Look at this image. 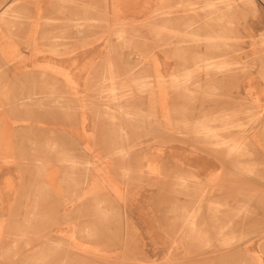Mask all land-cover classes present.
Returning a JSON list of instances; mask_svg holds the SVG:
<instances>
[{
    "label": "rangeland",
    "instance_id": "obj_1",
    "mask_svg": "<svg viewBox=\"0 0 264 264\" xmlns=\"http://www.w3.org/2000/svg\"><path fill=\"white\" fill-rule=\"evenodd\" d=\"M85 2L0 0V264H264V0Z\"/></svg>",
    "mask_w": 264,
    "mask_h": 264
},
{
    "label": "crops",
    "instance_id": "obj_2",
    "mask_svg": "<svg viewBox=\"0 0 264 264\" xmlns=\"http://www.w3.org/2000/svg\"><path fill=\"white\" fill-rule=\"evenodd\" d=\"M108 5H110L111 7L108 8ZM97 7H98V11H97L98 14L106 13L108 15V14H122V13H126L127 14V13H132V12H139L140 10H143V8L145 6H136L135 7L133 5V0H100L99 3L95 2V1L86 0L85 5H84V9L83 10L82 9H78L77 10V14L80 17H84V19L86 20V23L90 22L92 19L95 20V15H91L89 13L90 12L89 10H91V8L95 9ZM121 7H125V8L120 9ZM69 11L71 13H75V11H73L72 9H69ZM99 19H101V18H99ZM87 27L90 28V26H88V25L85 26V28H87ZM67 29L68 28L64 27V26L57 27V26L53 25L52 28L50 27V29H46L47 30L46 37H44V38H40L39 37L38 39H36L37 40V44L39 45L41 43L40 45L44 46L45 50L46 49L50 50V48H49L50 45H53L56 42H62L63 46H76V45H78L79 41H76L74 38H70V37L66 36ZM64 33H65V35H64ZM49 34H50V36L47 37V35H49ZM60 34L63 35V36H60ZM54 35L57 36V37H55ZM110 39H111V43L112 44L116 43L115 42L116 39H113L112 37ZM55 45L57 46V44H55ZM34 51H36V52L38 51L39 52L40 50L38 49V50H34ZM87 52L90 53L91 51L90 52L89 51H85V50L80 51L77 54H73L72 55V59L76 58L77 61H82V59L85 58L86 54H88ZM37 55H39V53ZM23 56H25V55H23ZM30 56H31L30 60L32 62H39V63L40 62H57L59 60L58 59L59 58L58 55L51 56L52 61L51 60L38 61V59H36L34 57L36 55L32 54V53H31ZM23 58H25V57H23ZM32 59H35V60H32ZM63 60L69 62V58L68 57L67 58H63ZM65 69H66V66H63L62 70H65ZM79 76H81V75L80 74L77 75V79H79ZM80 85L81 84L79 83V85H76V86L74 85V86H71V87H63L62 86V87H59V88L58 87H51V88L52 89H56V90H60V89L63 90L64 89L63 93H66V92L67 93H79ZM70 88H73L74 90L71 91V92L68 91ZM73 140L77 141L76 139H73ZM75 141H73L74 144H75ZM77 143L80 144L79 142H77ZM70 144H71V142H70ZM70 144H68L65 148H63V150L71 152L73 150V147H75V145L74 144L70 145ZM84 156H85V154H83V157ZM176 156H178V154H176Z\"/></svg>",
    "mask_w": 264,
    "mask_h": 264
},
{
    "label": "bare ground",
    "instance_id": "obj_3",
    "mask_svg": "<svg viewBox=\"0 0 264 264\" xmlns=\"http://www.w3.org/2000/svg\"><path fill=\"white\" fill-rule=\"evenodd\" d=\"M233 11H236V9L234 8L233 9ZM227 14H228V11H227ZM207 15H208V18H209V24H211V25H213L215 22H213V21H210L211 19L213 20L214 19V17H213V15H212V13H207ZM255 24L257 25V26H259L260 24H261V19L260 18H258V20L257 21H255ZM215 25H217V26H213V28H215V27H218V23H216ZM223 25V24H222ZM0 51H4V50H2V48H0ZM198 53H200V51H197V52H195V54L194 55H198ZM74 62H76V61H74ZM2 71H5V68H4V66H1L0 65V73L2 72ZM53 113H51V116L53 117V116H55V115H52ZM57 114V113H56ZM59 114V113H58ZM57 114V115H58ZM109 114V113H108ZM48 115V114H47ZM47 115H43V116H45L44 118H46V117H49V116H47ZM50 115V114H49ZM59 116V115H58ZM62 116V115H61ZM37 117V116H36ZM39 118V117H38ZM42 118V117H41ZM43 119V118H42ZM136 156V155H135ZM137 157V156H136ZM221 261V259H219L218 261H216V259H212V263H219Z\"/></svg>",
    "mask_w": 264,
    "mask_h": 264
}]
</instances>
